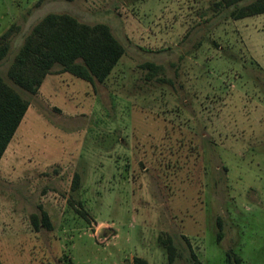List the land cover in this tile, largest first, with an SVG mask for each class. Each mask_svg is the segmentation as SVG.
<instances>
[{
  "label": "rangeland",
  "instance_id": "obj_1",
  "mask_svg": "<svg viewBox=\"0 0 264 264\" xmlns=\"http://www.w3.org/2000/svg\"><path fill=\"white\" fill-rule=\"evenodd\" d=\"M219 3L0 0V76L30 102L0 166L3 264H170L167 238L173 264H264V14ZM50 13L111 27L126 52L104 82L9 78Z\"/></svg>",
  "mask_w": 264,
  "mask_h": 264
},
{
  "label": "trees",
  "instance_id": "obj_2",
  "mask_svg": "<svg viewBox=\"0 0 264 264\" xmlns=\"http://www.w3.org/2000/svg\"><path fill=\"white\" fill-rule=\"evenodd\" d=\"M220 0V5L231 9V16L242 19L249 16L264 14V0ZM15 27V26H14ZM11 27L0 36V62L9 53L12 31ZM126 52L125 46L105 23L90 25L81 22L75 16L63 13L46 15L31 33L16 55L8 70V76L25 90L37 94L47 75L53 72L56 65L61 66V72H69L76 77L89 82H104L112 73ZM144 66L158 72L162 67L155 63ZM30 102L9 85L0 76V161L10 142L21 125ZM79 186V175H76L73 188ZM84 216L85 211L81 212ZM35 229L44 224L52 228L48 214L32 215ZM222 232L219 233V238ZM168 250L170 264L176 258V247L171 238L163 239ZM231 259L239 258L230 254ZM138 264H149L137 259ZM0 264H3L0 255Z\"/></svg>",
  "mask_w": 264,
  "mask_h": 264
},
{
  "label": "crops",
  "instance_id": "obj_3",
  "mask_svg": "<svg viewBox=\"0 0 264 264\" xmlns=\"http://www.w3.org/2000/svg\"><path fill=\"white\" fill-rule=\"evenodd\" d=\"M42 86H43V85H42ZM41 91H42V87H41ZM41 91H40V92H41ZM14 137H15V136H14ZM14 137H13V138H14ZM12 140H13V139H12ZM13 143H14V142H12V141L10 142V144H9V146H8V148H7V150H6V152L8 151L9 147H10ZM6 152H5V154H6ZM5 154H4V156H5ZM4 156H3V158H4ZM3 158H2L1 161H0V166H1V163H2Z\"/></svg>",
  "mask_w": 264,
  "mask_h": 264
}]
</instances>
